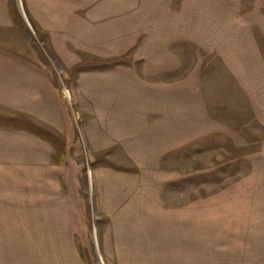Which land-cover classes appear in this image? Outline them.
I'll return each mask as SVG.
<instances>
[{"label": "rangeland", "instance_id": "1", "mask_svg": "<svg viewBox=\"0 0 264 264\" xmlns=\"http://www.w3.org/2000/svg\"><path fill=\"white\" fill-rule=\"evenodd\" d=\"M264 264V0H0V264Z\"/></svg>", "mask_w": 264, "mask_h": 264}, {"label": "bare ground", "instance_id": "2", "mask_svg": "<svg viewBox=\"0 0 264 264\" xmlns=\"http://www.w3.org/2000/svg\"><path fill=\"white\" fill-rule=\"evenodd\" d=\"M102 264H104V263L102 262Z\"/></svg>", "mask_w": 264, "mask_h": 264}]
</instances>
